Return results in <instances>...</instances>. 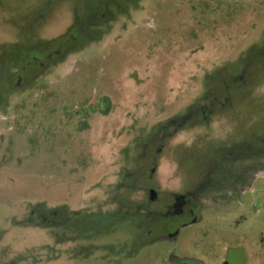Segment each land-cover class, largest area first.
Listing matches in <instances>:
<instances>
[{"label":"rangeland","instance_id":"rangeland-1","mask_svg":"<svg viewBox=\"0 0 264 264\" xmlns=\"http://www.w3.org/2000/svg\"><path fill=\"white\" fill-rule=\"evenodd\" d=\"M71 32L57 60L10 81L18 58ZM262 141L264 0H0V264H59L60 245L88 242L114 247L109 264H163L141 244L146 209ZM252 186L177 252L264 264V178Z\"/></svg>","mask_w":264,"mask_h":264},{"label":"flooded vegetation","instance_id":"flooded-vegetation-1","mask_svg":"<svg viewBox=\"0 0 264 264\" xmlns=\"http://www.w3.org/2000/svg\"><path fill=\"white\" fill-rule=\"evenodd\" d=\"M68 39L76 40V35L73 32L68 33L66 38H58L50 42L46 49L40 52H30L25 58H18L16 69L10 76V81L15 83L16 86H23L26 74L34 73L42 68L44 63L49 61V58H51V62L59 58L62 52L65 51L64 46ZM251 150L247 149L246 154L240 158L238 156L232 157L228 152V161L222 160L217 165L218 167L213 168L211 171L212 179L209 182L199 186L193 192L188 191L184 194H181V192L176 194L166 193L165 195L171 196V203L161 210L146 209L145 219L141 222L139 228L143 234L141 244L145 251H149L147 252L149 259L152 256L153 247L158 245L165 252V258L162 260L163 264H209L197 256H184L178 253L174 245L179 241L183 231L203 221L204 214L208 212L225 214V212L229 213V211L244 209L246 195L249 193L250 188L253 187L252 185L255 182L264 178V164H262V161L259 164L248 165L253 156H255L254 160L256 161H264V141H262L259 148L254 150V155H252ZM217 170L221 173V179L218 176L216 177ZM153 188L156 187L153 186L152 189H149L152 202L158 198V191ZM40 220L44 225H49V217L41 216ZM112 233L111 228L105 235ZM58 243L62 244L63 242L59 241ZM88 244L89 251L71 253L67 250V255H65V251L60 245L58 251L59 264H81L92 256L95 261L100 263L109 264L112 262L115 250L113 246L103 247L89 242ZM171 246L173 247L171 248ZM80 257L83 258L81 262ZM244 261L243 253L228 248L224 250V257L220 258L217 264H244Z\"/></svg>","mask_w":264,"mask_h":264},{"label":"water","instance_id":"water-1","mask_svg":"<svg viewBox=\"0 0 264 264\" xmlns=\"http://www.w3.org/2000/svg\"><path fill=\"white\" fill-rule=\"evenodd\" d=\"M241 253V252H240Z\"/></svg>","mask_w":264,"mask_h":264}]
</instances>
